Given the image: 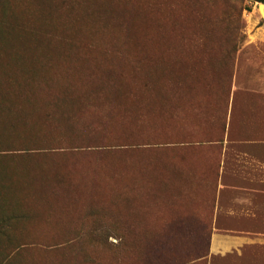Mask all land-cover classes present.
<instances>
[{"label": "rangeland", "instance_id": "rangeland-1", "mask_svg": "<svg viewBox=\"0 0 264 264\" xmlns=\"http://www.w3.org/2000/svg\"><path fill=\"white\" fill-rule=\"evenodd\" d=\"M261 4L0 0V264H204L264 143Z\"/></svg>", "mask_w": 264, "mask_h": 264}, {"label": "crops", "instance_id": "crops-1", "mask_svg": "<svg viewBox=\"0 0 264 264\" xmlns=\"http://www.w3.org/2000/svg\"><path fill=\"white\" fill-rule=\"evenodd\" d=\"M246 148L247 164L220 169L204 264H264V143Z\"/></svg>", "mask_w": 264, "mask_h": 264}, {"label": "bare ground", "instance_id": "bare-ground-1", "mask_svg": "<svg viewBox=\"0 0 264 264\" xmlns=\"http://www.w3.org/2000/svg\"><path fill=\"white\" fill-rule=\"evenodd\" d=\"M262 10H263V14H264V7H263V5H262Z\"/></svg>", "mask_w": 264, "mask_h": 264}, {"label": "water", "instance_id": "water-1", "mask_svg": "<svg viewBox=\"0 0 264 264\" xmlns=\"http://www.w3.org/2000/svg\"><path fill=\"white\" fill-rule=\"evenodd\" d=\"M262 5H263V7H264V4H261V7H262ZM262 14H263V10H262ZM264 15V14H263Z\"/></svg>", "mask_w": 264, "mask_h": 264}, {"label": "trees", "instance_id": "trees-1", "mask_svg": "<svg viewBox=\"0 0 264 264\" xmlns=\"http://www.w3.org/2000/svg\"><path fill=\"white\" fill-rule=\"evenodd\" d=\"M260 1L264 2V0H260Z\"/></svg>", "mask_w": 264, "mask_h": 264}]
</instances>
